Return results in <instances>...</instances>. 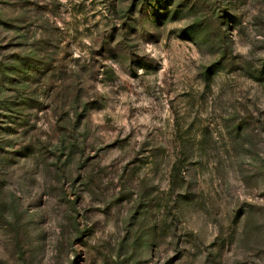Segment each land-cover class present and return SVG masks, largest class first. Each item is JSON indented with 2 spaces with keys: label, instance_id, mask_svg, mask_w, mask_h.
I'll list each match as a JSON object with an SVG mask.
<instances>
[{
  "label": "rangeland",
  "instance_id": "374dc122",
  "mask_svg": "<svg viewBox=\"0 0 264 264\" xmlns=\"http://www.w3.org/2000/svg\"><path fill=\"white\" fill-rule=\"evenodd\" d=\"M0 264H264V0H0Z\"/></svg>",
  "mask_w": 264,
  "mask_h": 264
}]
</instances>
